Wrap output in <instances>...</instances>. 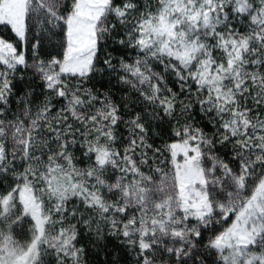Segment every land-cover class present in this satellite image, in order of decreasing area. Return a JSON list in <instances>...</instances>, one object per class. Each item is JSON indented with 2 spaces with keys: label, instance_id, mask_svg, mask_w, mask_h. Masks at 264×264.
I'll use <instances>...</instances> for the list:
<instances>
[{
  "label": "snow or ice",
  "instance_id": "snow-or-ice-1",
  "mask_svg": "<svg viewBox=\"0 0 264 264\" xmlns=\"http://www.w3.org/2000/svg\"><path fill=\"white\" fill-rule=\"evenodd\" d=\"M0 26V264L108 238L134 264H264V0H0Z\"/></svg>",
  "mask_w": 264,
  "mask_h": 264
},
{
  "label": "trees",
  "instance_id": "trees-1",
  "mask_svg": "<svg viewBox=\"0 0 264 264\" xmlns=\"http://www.w3.org/2000/svg\"><path fill=\"white\" fill-rule=\"evenodd\" d=\"M0 38L13 42L14 44H17L19 46L17 38L6 26H0ZM62 39L63 38L61 36H54L50 40H45V46L47 50L52 54L62 51V49L60 48V43L62 42ZM106 51H112V45H109ZM113 55L118 56L119 53L114 52ZM16 84L17 91L35 89L38 95L42 94L43 92V89L41 87V81L35 78L31 72L25 73L24 79L22 81L17 80ZM102 84L104 85L103 88H101ZM96 86L97 88H101V91L107 90L111 87V85L107 83L106 79H101L100 77H97ZM112 91L116 94L117 97H120L122 95V93L116 88H113ZM204 123L206 122H202V124ZM171 139L172 136L169 132L163 135L162 140L158 139L157 144H162L163 141H169ZM223 226L224 225L222 224V227ZM18 232H20V230H18ZM23 234L26 235V229L24 230ZM84 243H86L87 245V255L85 256L87 264H117L118 262H122V264H125L126 259H130L129 257L131 256L129 252L119 246L117 241L112 238L106 239L105 241L101 242L98 246L90 241H84ZM129 264H133V262L130 261Z\"/></svg>",
  "mask_w": 264,
  "mask_h": 264
},
{
  "label": "rangeland",
  "instance_id": "rangeland-1",
  "mask_svg": "<svg viewBox=\"0 0 264 264\" xmlns=\"http://www.w3.org/2000/svg\"><path fill=\"white\" fill-rule=\"evenodd\" d=\"M3 189H0V191H2ZM224 226L223 227H226L227 225L226 224H223ZM218 228H222V225L218 226ZM209 235H211V233H209ZM131 255V253H130ZM130 259H126V263L129 264L130 261L133 262L134 264V258L132 257V255L129 257ZM122 264V262H118L117 264ZM125 263V264H126ZM209 264H219L218 260L215 258V256H212L210 259H209Z\"/></svg>",
  "mask_w": 264,
  "mask_h": 264
}]
</instances>
